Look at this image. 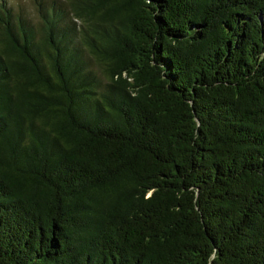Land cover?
I'll return each mask as SVG.
<instances>
[{
	"label": "trees",
	"instance_id": "16d2710c",
	"mask_svg": "<svg viewBox=\"0 0 264 264\" xmlns=\"http://www.w3.org/2000/svg\"><path fill=\"white\" fill-rule=\"evenodd\" d=\"M0 0V264H264V0Z\"/></svg>",
	"mask_w": 264,
	"mask_h": 264
},
{
	"label": "rangeland",
	"instance_id": "374dc122",
	"mask_svg": "<svg viewBox=\"0 0 264 264\" xmlns=\"http://www.w3.org/2000/svg\"><path fill=\"white\" fill-rule=\"evenodd\" d=\"M9 2L14 8H17L18 5H21L23 6L22 8L29 12L31 16L34 15V9L30 3V0H9Z\"/></svg>",
	"mask_w": 264,
	"mask_h": 264
}]
</instances>
